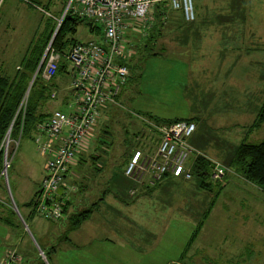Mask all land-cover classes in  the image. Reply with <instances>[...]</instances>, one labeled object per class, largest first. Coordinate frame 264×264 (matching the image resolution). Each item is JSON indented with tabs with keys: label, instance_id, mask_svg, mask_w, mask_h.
Here are the masks:
<instances>
[{
	"label": "rangeland",
	"instance_id": "rangeland-1",
	"mask_svg": "<svg viewBox=\"0 0 264 264\" xmlns=\"http://www.w3.org/2000/svg\"><path fill=\"white\" fill-rule=\"evenodd\" d=\"M214 1L215 4L208 2L204 5L205 12L209 15L233 16L235 23L239 24L242 29H249L255 16L264 19V0ZM195 7H197L196 3ZM26 8L25 5H20L6 15L3 10H0V62L9 66L21 63L23 65L28 53L43 41L42 35L33 36L34 21L28 19L31 16V10L27 11ZM7 19L10 26L5 28L2 25ZM95 27L94 24V29H96ZM87 39L88 37L85 36L82 40L98 42L101 36L99 33H94V36ZM142 40L144 41L141 36L132 39L131 48L135 49L136 57L127 60L130 68L132 66L133 73L132 79L121 91L119 97L121 107L112 106L108 111L101 112L99 124L95 129L96 136L102 141L99 145L102 158L112 157L113 163L106 164L104 170H97V163L90 162L87 166V173H83L84 176L81 180L85 192H82L81 195L77 194L73 200V213L75 214L90 209L94 203H98L94 208L93 231L89 233V235L92 234L88 239L104 240V245L111 249L114 247L108 244H118V237L124 234L119 232L116 227L112 228L115 231L108 228L107 221L115 215L114 210H111L110 207L117 204L115 196L111 193L110 177L113 172L117 175L118 169H123L129 162L130 153L136 148L154 145L152 150H155L157 141L152 140L153 133L147 129L145 121L156 123L155 121L158 119L167 120L159 117L172 118L174 116H180L184 120L193 115L194 121L197 127L200 126V129L193 139L191 137L188 140V143L194 144L201 151L195 150L189 160L191 165L194 164L197 154H206L210 157H217L224 163V166L229 167L232 166L236 149L241 144L264 141V125L254 127V115L264 97L261 92L250 94L249 101L243 100L242 96H247L249 92L245 93L242 84L235 86L232 79L222 88H227V93L235 96L233 100L216 101L201 78L195 88L190 86L193 93L190 89H188V93L185 92L182 90V86L173 90L170 86L163 85L161 81L163 79L170 80V73L164 70L158 62L155 63L156 60L149 58L151 53H145L143 49L146 43H142ZM151 52L155 53V50L153 49ZM191 71L194 73V69ZM171 75H173L172 70ZM61 76L67 77L66 74H61ZM173 76L180 79V75L174 74ZM50 85L53 87L52 89L59 92L61 98L64 81L58 82L57 86H53L52 82ZM216 87L218 85L215 86V89ZM60 101V99L49 100L46 111L59 109ZM137 101L142 102L149 112L143 108L138 109L135 106ZM157 124H165V122L160 121ZM13 144L14 140L11 138L8 151L3 153L4 162L7 161L11 164V168L5 170L2 180L7 187L10 202L12 199L24 216H27L31 210L29 204L36 197L45 176L47 157L40 153L34 139L28 135L21 138L18 147L13 149ZM219 152L226 155L228 159L222 154H218ZM230 158L231 161H229ZM124 176L122 177L125 182L124 188L128 189L129 182L132 184L134 182L125 173ZM166 180L168 181L164 183ZM207 182L213 185L210 191L202 188V181L196 176L193 180L183 184L177 183L173 177H165L161 182L164 184L163 187L161 189L158 187L152 197L143 196L141 198V205H145L147 208L136 210L142 220L139 221V225L131 223V232L134 231L131 239L146 237L145 230L152 232L157 239L161 238L162 244L158 247L154 246L155 250H148L150 252L146 254L147 256L152 255L150 258L156 256V264H166L171 259L184 260L185 264H189L193 256H198L201 259L205 254L206 243L214 238L227 239L226 244L222 246L226 249V254L231 248L237 247L243 250V256L237 258V264H264V202L256 200V197L251 193H247L248 191L256 193L261 199H264L263 192L256 186L237 178L234 174H229L218 184L214 183L211 177L207 179ZM136 187H138L137 184L136 186L132 185L131 189ZM222 189L223 195L217 198V193ZM124 196L121 200L127 203H131L135 199L128 193ZM0 197L4 199L5 193H0ZM91 216L77 230L69 234V240L64 239L69 227L66 223L68 219H64L65 224H62L32 216L29 218L30 228L29 226L28 228L35 241L38 242V246L40 244L47 249L55 246L60 253L64 248V240L70 241L74 234L81 232L82 237H87L91 228L86 222L90 220ZM115 216L117 217L116 221H119L121 225L124 214L119 213ZM248 221L250 224L246 226ZM253 221L262 223L263 227L256 228L252 225ZM241 223L245 226H241ZM27 235L28 237L25 238L27 246L31 250L33 248L35 256L40 255L37 253L38 251H34L35 247L39 250L37 244L35 243V247H33L31 243L34 239L31 240L29 234ZM18 236L0 224V259L10 247L17 248L14 244ZM79 241L82 242L83 239H79ZM210 242L212 243V241ZM25 244L20 251L25 255L27 261L29 256L27 257L28 250ZM149 246L142 247L148 248ZM138 248L131 245V255L134 256L132 264L138 263L146 253L142 254ZM49 250V262L43 253L47 264H57L59 258H61L62 264H87L76 256L69 257L70 255L60 253V257H58L57 254L55 255L57 253L55 250ZM100 258H102L101 262L94 258V260L90 259L88 264H103V261H108L105 256ZM223 263L225 262L223 261Z\"/></svg>",
	"mask_w": 264,
	"mask_h": 264
},
{
	"label": "crops",
	"instance_id": "crops-1",
	"mask_svg": "<svg viewBox=\"0 0 264 264\" xmlns=\"http://www.w3.org/2000/svg\"><path fill=\"white\" fill-rule=\"evenodd\" d=\"M194 1L197 6L195 7L197 16L196 20L192 23L186 22L182 12L173 11L170 8L166 9L168 14L167 16H156L157 9H154V13L147 16L145 21L130 22V26L125 30V36L128 39L129 58L136 57L135 49L131 48L133 37L141 36L144 39V41L142 40V43H146L143 49L145 53H151L149 58L156 60L155 63L158 62L164 68V70H167L170 73V80L163 79L161 80L162 84L170 86L173 90L177 89L179 86H182V90H185V92L188 93L190 86H194L195 88L196 83L199 84L200 80L203 79L207 89H209L214 96V100H233L235 96L233 94H228L227 88H222V86L227 85V83L231 82L233 79V84L235 86H237V84H242V87L245 88V93L249 92L247 96H242L243 100L249 101L248 96L255 92H261V94L264 95V19L260 18V16H255V19L250 23V28L242 29L240 28L239 24L235 23L233 16L209 15L205 12L204 5L208 2L215 4L216 2L214 0ZM33 2L37 7L25 3L22 0H4L0 6V10H3L4 14L6 15L10 14V12H12L15 7L25 5V7H27V11L31 10V16H29L28 19L34 21L33 36H38V34H40L42 35L43 41L46 38V35L49 33L52 24H57L58 26L59 21L65 18L68 11L73 16L80 17L74 8L75 6L70 5L71 0H33ZM2 26L5 28L10 26L8 19ZM95 28L96 29H94V24L91 21L81 18V21L77 27L78 31L73 36L74 43L94 42V40H82L85 36L90 39L91 36H94V33L100 34L101 39L97 41L102 43L104 41L103 31L100 26H96ZM153 49L155 50V53L151 52ZM66 65L67 72H64V75L66 74L67 77L64 78L61 75H57L51 81L53 86H57L58 82L64 81V88L62 91L63 96L60 98L59 92L53 89L52 94H55L56 96L52 97L51 94L50 97V100H61L59 103V109L50 112L46 111L48 109V101L42 108L43 113L52 114L58 110L70 113L74 109L70 107L72 100L69 90L70 84L74 77L71 66L68 63H66ZM128 67L130 70V66ZM21 68L22 63L9 66L4 62H0V75L13 77ZM192 69H194V73L191 71ZM196 69L198 70L197 72ZM171 70L173 71V75H180L179 80L177 77L171 75ZM130 80L131 76L129 77L128 82ZM128 82L123 87V89L127 86ZM214 85H218V87L215 89ZM190 91L193 93L192 89H190ZM262 100H264V97ZM261 104L262 103H260V106ZM135 106L138 109L143 108L146 110V112H149V109H147L146 106L142 104V102L137 101ZM260 106L254 115V121L257 118ZM109 109L104 110V112L108 111ZM241 110V112H243V109ZM159 118L167 120L183 119L180 116H174L172 118ZM187 118L188 119L184 120H195L193 115H190V117ZM145 124L147 129H149L146 121ZM199 129L200 126L197 127L195 133L192 135V139ZM92 134L93 135H91L88 145L82 150L80 154L76 156V159L71 165L65 178L66 183L75 188L73 192L70 194L68 193L69 202L66 209L68 216L74 214V197L77 194L81 195L82 192H85L84 188L82 187L81 180L84 176L83 173H87L86 171L88 170V164L90 162H96L97 170H104L106 164L113 163L112 157V159L110 157L102 158V152L99 151V145L100 142L102 143V141H100L99 137L96 136V130ZM28 136L32 137L35 141L37 137L36 130L33 131V133H30ZM151 138L152 140L155 139L153 134L151 135ZM108 145H111V143H108ZM190 146L194 151H201L194 144H191ZM132 152L130 153V156ZM218 154H222V156L225 158L227 157L221 152ZM197 156L206 158L211 162V164L220 163L224 165V163H222L217 157H210L206 154H197L196 157ZM231 160L232 159L230 158L229 161ZM126 165H128V163H126ZM126 165L123 167V169H118L117 175L113 172L110 177L111 193L115 196L117 201V204L111 206L110 209L114 210L115 215L119 213L124 214L121 225L119 224V221H116L117 217L115 215L110 217L107 221L108 228L111 231H115L112 228L116 227L119 232L124 234L123 236L118 237V244H108L114 247V249H111L109 246L104 245V240L88 239L92 234L91 233L89 235V233L93 231L92 227H94L93 213L90 220L86 222L89 228H91L88 231L87 237H82V234H80L81 232H78V234L74 235L72 234L73 236L70 238V241L64 240V248L61 249L64 252L62 251L60 253H65V255L68 256L70 255L69 257L76 256L80 261H84L87 264L89 263L90 259L94 260V258H96L98 262H101L102 258L100 257L102 256H105V258L108 260L103 261V264H132L131 261L134 259V256L131 255V245H135L136 248L139 247V252H142V254L145 252L146 253L144 258L139 259V261L137 260L138 263L134 262L133 264H156V256L150 258L152 255L147 256L146 254L147 252H150L148 250H155L154 246H160L162 244V239H157L156 236H154V234L148 230H145L144 233L146 237L141 239H131V237L134 235V231L131 232L130 225L131 223L139 225V221L142 219L136 213V210L147 208V206L141 205V198L143 196L152 197L156 190H158L157 188L159 187V189H161L164 184L160 183L154 188L140 187L136 194L133 195V198L135 199H133L131 203L124 202L121 200V198H124V195L127 193L128 195L132 196L129 194V190L131 189L132 185L136 186V183L133 181V184L129 182L128 189L124 188L125 182L123 181L122 177H125L124 173L127 167ZM174 179H176L177 183L180 184L188 182L182 179ZM167 181L168 180H166L164 183ZM63 191H66L64 187L62 188V192ZM247 193H251L254 197H256V200L259 199L260 202H264V199H261L256 193L249 191ZM221 195H223V189L219 190L216 196L217 198H220ZM262 195H264V192ZM31 213V211L28 213V218L32 216L37 217L36 214L32 215ZM249 224L250 222L248 221L246 226ZM252 225L256 228L263 227V224L258 221H253ZM241 226H245V224L241 223ZM26 233L29 234L27 231ZM26 237L28 236L25 233H20L15 239L16 243L14 244V246L17 247V251L22 256V264H24V261H26L25 255H23V253L20 251L23 247V244L26 243L25 247H27L28 252H33V248L31 250L27 246V242L25 240ZM30 238L33 240L31 236ZM79 239H83V241L80 242ZM210 241H212L214 244H212ZM226 241V238H220L219 240L216 238L212 240L210 239L205 245V254L202 256V258L200 259L198 256H193L190 259L191 263L189 264H237V258H242L243 256V250L237 247H230L231 249L228 251V254H226V249L222 248V246L226 244ZM31 243L35 247L34 240L31 241ZM146 245L150 246L148 248L142 247ZM235 245H237V243H235ZM13 248L15 247H10V249ZM55 252H57L55 255L57 254L58 257H60V253L56 249ZM223 261L225 263H223ZM57 264H62L61 258H59ZM166 264H185V262L184 260L181 261L177 259H171Z\"/></svg>",
	"mask_w": 264,
	"mask_h": 264
},
{
	"label": "built area",
	"instance_id": "built-area-1",
	"mask_svg": "<svg viewBox=\"0 0 264 264\" xmlns=\"http://www.w3.org/2000/svg\"><path fill=\"white\" fill-rule=\"evenodd\" d=\"M3 1L0 0V5ZM22 1L37 7L29 0ZM70 5L75 6L81 18L101 27L104 41L74 43L63 56L53 46L52 39L36 73L37 76L44 66L42 77L44 81L50 82L64 58L71 66L74 77L69 87L72 100L70 107L74 108L73 111H55L36 125L35 143L40 153L47 157L36 215L56 223L69 217L66 212L68 193L75 188L66 183L65 178L76 156L88 145L101 112L112 106L121 107L119 97L130 77L129 67L124 64L129 59L125 30L130 22L145 21L160 5L182 12L188 23L194 22L197 16L194 0H71ZM62 21H59L57 31ZM28 96L29 93L23 99L18 114L21 111L25 114ZM55 96L52 94V97ZM146 123L157 146L155 150H152L154 145H150L132 152L125 169V175L138 185L130 190L132 196L140 187H156L167 176L184 181L194 178L193 165L189 164V160L195 151L188 140L197 129L196 123L187 120L165 124L151 121ZM11 132H8L2 143V149L6 152ZM20 140L21 136L14 140L15 148ZM9 167L10 164L5 161L2 176ZM229 172L231 170L228 167L214 163L211 178L216 183ZM63 187L66 191L62 192ZM22 263V256L17 249H8L0 259V264Z\"/></svg>",
	"mask_w": 264,
	"mask_h": 264
},
{
	"label": "trees",
	"instance_id": "trees-1",
	"mask_svg": "<svg viewBox=\"0 0 264 264\" xmlns=\"http://www.w3.org/2000/svg\"><path fill=\"white\" fill-rule=\"evenodd\" d=\"M33 2V0H29ZM34 3V2H33ZM169 6H157L155 9L156 16H167L166 9ZM152 12L151 14H153ZM81 18L78 16H73L69 11L62 21V24L55 37L54 33L57 28V24H52L49 33L46 35L43 43L35 47L23 61L22 68L16 72L13 77L1 76L0 75V193H5V198L0 197V224L7 227L10 231L19 235L25 232V227L21 222L20 218L13 210L10 202V196L7 191V187L2 180V172L4 170V150L2 149V143L8 134L10 128L12 127L11 138L13 140H18L19 137L23 138L25 135H29L36 130V125L42 119L48 117L51 114L43 113L42 108L50 100L51 94L53 92L50 82L44 81L42 77V72L44 66L41 67L39 73L37 74L32 88L30 90L28 101L26 105V112L23 114L21 111L18 114L20 105L25 98L31 81L37 73L42 62L47 43L53 39V46L59 51L63 56L67 54L72 43H74L73 36L77 33L78 24ZM127 66V61L124 62ZM67 72L66 60L63 58L57 71V75L64 74ZM131 79L133 69L130 68ZM49 83V84H48ZM121 96V94H120ZM165 123H175L183 121L182 119H172V120H157L158 122ZM191 121V120H188ZM264 125V100L260 106L257 118L254 122V127H260ZM15 144H13V149ZM140 148V147H138ZM10 151V150H9ZM11 155V154H10ZM232 166L228 168L231 170L229 174H234L237 178L244 180L245 182L256 186L262 192H264V141L261 143H243L237 148L234 159L232 160ZM11 168V164L9 169ZM213 170V164L204 157L197 156L193 164V176L199 177L202 181V188L209 190L212 188V184L207 182V179L211 177ZM168 177V176H167ZM225 178V177H224ZM221 181V180H220ZM215 183V182H214ZM217 184L219 183L216 182ZM39 192L36 197L29 204L31 207V214H36L37 200ZM101 201V200H100ZM98 203H94L92 208L77 212L76 214L69 215L68 230L64 236L65 240H69V234L77 230L93 213L94 208ZM24 221L29 226V218L24 216L21 212L19 206L17 205ZM65 224L64 222H61ZM30 228V226H29ZM26 234V232H25ZM27 235V234H26ZM28 236V235H27ZM40 248L44 252L48 262L50 250H55V246L51 248H43L39 244ZM34 247V245H33ZM34 251H37L34 248ZM39 253V252H37ZM28 261H24V264H46L42 257L37 254L36 256L32 252H28Z\"/></svg>",
	"mask_w": 264,
	"mask_h": 264
},
{
	"label": "water",
	"instance_id": "water-1",
	"mask_svg": "<svg viewBox=\"0 0 264 264\" xmlns=\"http://www.w3.org/2000/svg\"><path fill=\"white\" fill-rule=\"evenodd\" d=\"M35 78H36V75L34 76L33 80H32L31 83H30V86H29V88H28L27 94L30 93V90H31V88H32V85H33V82H34ZM11 130H12V127L10 128L9 132H11ZM11 205H12L13 210H14V211L16 212V214L19 216V218H20L21 222L23 223V225H24L26 231H27V232L30 234V236L34 239L33 235H32L31 232L29 231L28 225H27L26 222L24 221V219H23L21 213L19 212L17 206L15 205V203L13 202L12 199H11ZM34 242L37 244V242L35 241V239H34ZM37 246H38V244H37ZM38 248H39V246H38ZM38 251H39L41 257L43 258V260L45 261V263L47 264V260H46L44 254H43V251H42L41 249H39Z\"/></svg>",
	"mask_w": 264,
	"mask_h": 264
}]
</instances>
